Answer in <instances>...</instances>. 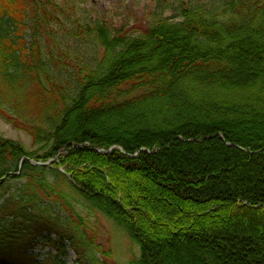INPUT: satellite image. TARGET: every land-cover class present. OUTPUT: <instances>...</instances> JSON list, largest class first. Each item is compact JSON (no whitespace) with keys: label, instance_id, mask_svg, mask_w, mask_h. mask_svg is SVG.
<instances>
[{"label":"trees","instance_id":"16d2710c","mask_svg":"<svg viewBox=\"0 0 264 264\" xmlns=\"http://www.w3.org/2000/svg\"><path fill=\"white\" fill-rule=\"evenodd\" d=\"M179 2L140 36L87 24V61L55 36L65 6L0 0V117L36 148L0 134V179L55 159L0 182L23 180L0 264H109L99 214L139 246L128 264H264V0ZM33 235L55 255L28 260Z\"/></svg>","mask_w":264,"mask_h":264},{"label":"rangeland","instance_id":"374dc122","mask_svg":"<svg viewBox=\"0 0 264 264\" xmlns=\"http://www.w3.org/2000/svg\"><path fill=\"white\" fill-rule=\"evenodd\" d=\"M50 7V2L65 6L66 15L61 16L65 22L62 25L53 23L52 27L55 36L64 42L72 57L76 54L80 58L91 57L100 58L103 48L100 47L94 38L84 33L90 25L100 23L115 30H121L128 36H140L152 22L157 6L162 3L170 2L175 6L180 5V0H43ZM189 5L204 4L209 5L213 0H182ZM63 15V14H61ZM166 17L174 15V8L165 10ZM80 33L81 36L77 34ZM88 34V32H87ZM0 134L3 137L19 141L28 150L33 151L36 148L33 145L32 137L24 130L18 129L5 118L0 117ZM23 182L21 179H10L6 186H12V191L8 188H0V203L2 204L10 194L14 192L16 184ZM92 221L96 223L100 230V238L108 246L114 249L113 261L109 264H128L135 256L139 255V246L130 241L129 237L122 232L111 220L99 214L92 216ZM16 230L14 233L8 232L3 235L1 240L5 245L0 246V258L3 260L11 259L13 250L16 251V245L19 242L15 236L20 235ZM12 240V241H11ZM1 242V241H0ZM25 256L33 258V261L39 262L46 260L49 256L55 255V249L44 239L37 238L34 235L30 237L29 243L24 249ZM9 256V257H8ZM75 254L69 251L67 264H75ZM31 260V259H28ZM35 264V263H34Z\"/></svg>","mask_w":264,"mask_h":264},{"label":"water","instance_id":"95a60500","mask_svg":"<svg viewBox=\"0 0 264 264\" xmlns=\"http://www.w3.org/2000/svg\"><path fill=\"white\" fill-rule=\"evenodd\" d=\"M99 151L103 152L104 150L99 149ZM26 161H28V162H30V163H32L34 165H37V166H51V164L55 161V159H52V160H50L48 162H41V161H36V160H34L32 158H29V157L25 156V157L22 158V160L20 162L19 170L16 171V172L7 173L3 178L0 179V182L4 181L8 176H19L20 173H21L22 167H23V165H24V163Z\"/></svg>","mask_w":264,"mask_h":264}]
</instances>
